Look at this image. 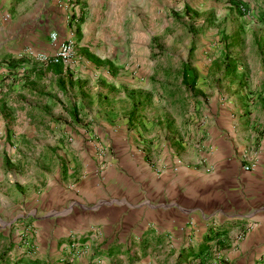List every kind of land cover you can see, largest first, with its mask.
<instances>
[{"label":"crops","instance_id":"0c3cea01","mask_svg":"<svg viewBox=\"0 0 264 264\" xmlns=\"http://www.w3.org/2000/svg\"><path fill=\"white\" fill-rule=\"evenodd\" d=\"M126 5L0 0V264H261L262 125L232 116V102L212 104L204 123L176 128L167 122L157 129L144 115L151 99L143 104L123 85L114 93L111 80L134 79L121 77L123 66L104 53L117 48L108 32H124ZM138 24L134 40L142 32ZM53 31L55 43L70 39L76 54L60 72L23 53H53ZM99 96L94 109L88 102ZM62 109L99 138L71 141L68 181L53 140L48 149L47 139H36L38 181L29 182L28 160L9 146L13 139L26 144L31 134L25 126L40 122L46 132L58 126ZM150 155L164 163L163 170L149 168ZM26 204L31 208L25 212Z\"/></svg>","mask_w":264,"mask_h":264},{"label":"rangeland","instance_id":"374dc122","mask_svg":"<svg viewBox=\"0 0 264 264\" xmlns=\"http://www.w3.org/2000/svg\"><path fill=\"white\" fill-rule=\"evenodd\" d=\"M235 1L243 2L245 9L240 6L241 11L238 12ZM126 3L121 28L124 32H108L110 38L114 35L111 41L117 48L104 53L113 56L114 61L123 66L121 77L131 79L134 76V79L131 83L111 80L109 84L116 85L114 93L121 91L119 87L123 85L126 91L135 93V99L139 98L138 101H143V104H148L151 99L144 115L155 123L157 129L167 122L170 127L174 125L176 128L204 123L209 121L212 104L218 107L226 103L232 105L233 102L236 107L232 116H249L256 124L262 125L260 135L264 132V23L256 20L257 13L264 9V0H126ZM137 22L138 30L142 32L134 40ZM223 55L236 62L234 74L227 78H222L220 74ZM75 57L74 50L70 60ZM185 60L190 61L197 76L195 91L191 93L175 88L179 82L177 75L180 65ZM14 75L20 78L23 72H14ZM86 88L91 91L90 83L86 84ZM172 89L177 93L169 97L167 91ZM94 99V102L91 100L88 104L94 103L96 109L99 107L100 96ZM84 105L87 106L86 103ZM84 111L87 114L89 112ZM55 118L58 126L47 129V132L40 127V122L33 125L34 129L25 126L24 131L31 134L26 144L13 139V145L9 146L12 153L28 160L24 171H27L25 178L29 182L37 179L34 175L41 155L40 146L35 145L36 139H47L48 149L51 146L50 140H53V148L58 151L62 163L60 174L64 177L71 141L78 137L85 141L94 138L92 142L95 143L99 138L91 130L85 132L79 129L82 126L75 123L63 109ZM84 123L88 124L89 121ZM1 151L4 152V149ZM43 153L46 154V151ZM147 164L157 172L164 169V163L157 156L150 155ZM13 170L18 173L17 168ZM64 180L68 181L65 177ZM3 185L4 182L0 181V187ZM40 186L43 187L42 183ZM67 201L63 207H66ZM142 201L149 203L147 198ZM26 205L28 207L23 209L25 212L31 208L29 204ZM223 261L227 263V260ZM241 263L247 264V259ZM251 264H256V261L253 260Z\"/></svg>","mask_w":264,"mask_h":264},{"label":"trees","instance_id":"16d2710c","mask_svg":"<svg viewBox=\"0 0 264 264\" xmlns=\"http://www.w3.org/2000/svg\"><path fill=\"white\" fill-rule=\"evenodd\" d=\"M234 4H236V8L238 7L237 8L238 12L241 11L240 6H242L243 10L245 9L244 3L241 1H235ZM256 20L261 24L264 23V9L257 13ZM87 57L92 61L98 62V59L94 57L93 55L88 54ZM223 58H224V61H223L222 69H220L221 70L220 74L224 77L233 75L236 69V62L232 59H228L227 55H223ZM62 66H63L62 62L47 63L45 68H47L51 72H60L62 69ZM178 76H179V82L175 88H182L183 90H186L189 93L195 91V84H196L197 76L189 60H185L181 63ZM176 93H177L176 90H173V89L171 91H167V94L169 97H172ZM261 264H264V260L263 262H261Z\"/></svg>","mask_w":264,"mask_h":264},{"label":"built area","instance_id":"2783aa9c","mask_svg":"<svg viewBox=\"0 0 264 264\" xmlns=\"http://www.w3.org/2000/svg\"><path fill=\"white\" fill-rule=\"evenodd\" d=\"M48 36L50 41L52 43H55L57 34L53 31L50 32ZM73 52H74L73 41H71L70 39L60 41L57 44L55 43V50L51 54H47L43 52L34 53L29 48H26L23 51L24 54H27L44 64L56 63V62H62L63 64H65L67 61H69L72 58ZM244 169H249V166H245ZM73 244L74 243H72L71 246H73Z\"/></svg>","mask_w":264,"mask_h":264}]
</instances>
